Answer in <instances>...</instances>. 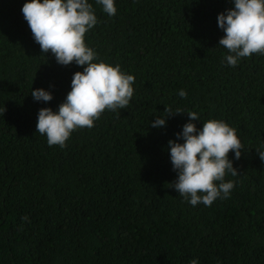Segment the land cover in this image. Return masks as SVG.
<instances>
[{"label": "trees", "instance_id": "obj_1", "mask_svg": "<svg viewBox=\"0 0 264 264\" xmlns=\"http://www.w3.org/2000/svg\"><path fill=\"white\" fill-rule=\"evenodd\" d=\"M26 2L0 0V264H264V55L225 60L217 16L233 0H115L114 16L89 0L98 23L85 42L135 76L134 94L63 148L37 133L38 112L58 111L83 66L41 52ZM40 88L50 102L33 99ZM165 108L186 113L152 127ZM187 112L198 130L224 120L244 148L229 153L230 197L210 207L170 186L168 142H184Z\"/></svg>", "mask_w": 264, "mask_h": 264}, {"label": "clouds", "instance_id": "obj_2", "mask_svg": "<svg viewBox=\"0 0 264 264\" xmlns=\"http://www.w3.org/2000/svg\"><path fill=\"white\" fill-rule=\"evenodd\" d=\"M96 2L109 16L116 15L115 0ZM233 3V8L218 14L217 24L224 32L219 46L229 53L225 60L236 67L241 58L264 55V0H233ZM21 11L42 53L50 52L60 65L83 66V71L74 73L71 91L58 111L44 107L38 112L37 133L46 136L50 147L63 148L72 132L94 127L105 110L126 108L134 94L135 76L122 71L119 64L95 62L98 55L85 42L86 33L98 23L89 0H27ZM31 95L35 101L45 103L53 99L52 93L43 88L32 90ZM178 95L186 98L187 93L181 89ZM0 111L4 114L5 107ZM165 113L157 116L152 127L165 126L167 117L186 112L165 108ZM187 115L190 122L183 126L182 133H177L184 142H168L173 170L178 174L170 186L191 205L202 203L210 207L217 199L230 197L235 182L225 181L226 173L233 177L239 173L229 153L234 152L239 160L244 148L237 130L224 120L209 119L198 130L191 122L200 120L198 114L187 112ZM257 153L264 162V150L257 149ZM190 264H198V260L194 258Z\"/></svg>", "mask_w": 264, "mask_h": 264}]
</instances>
